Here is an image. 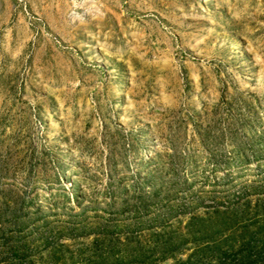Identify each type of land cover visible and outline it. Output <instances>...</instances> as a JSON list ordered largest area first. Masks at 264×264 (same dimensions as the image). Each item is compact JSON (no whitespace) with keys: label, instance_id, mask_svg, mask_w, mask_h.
<instances>
[{"label":"rangeland","instance_id":"rangeland-1","mask_svg":"<svg viewBox=\"0 0 264 264\" xmlns=\"http://www.w3.org/2000/svg\"><path fill=\"white\" fill-rule=\"evenodd\" d=\"M234 100L264 141V0H0V264L18 217L32 264L264 254V151L198 136Z\"/></svg>","mask_w":264,"mask_h":264},{"label":"trees","instance_id":"trees-1","mask_svg":"<svg viewBox=\"0 0 264 264\" xmlns=\"http://www.w3.org/2000/svg\"><path fill=\"white\" fill-rule=\"evenodd\" d=\"M224 103V101H223ZM228 110H224L226 113L220 114L217 116V120L215 122L207 123L204 130L202 132H198L199 141L202 144V150H204L207 153L208 159H213L215 155L220 152L219 150V144L221 141H224L225 139H229L231 141H234L233 149L229 152V158H224L226 155L219 154L217 156L216 161L214 162L213 171L216 173H220L221 171H227L239 167V166H250V163L252 161L257 160L261 153L264 151V141H256L249 142L247 140L243 142H236L238 140V135H242V133H246L247 131H252V123L254 121H259L257 119V114L255 113V110L252 108L250 104H248L246 101H237L234 100L233 106H228ZM221 121H224V126L221 125ZM255 135V132H254ZM259 145V147H255V145ZM252 158V159H250ZM150 161V160H149ZM153 178V177H152ZM147 181V180H146ZM71 196H69L70 198ZM144 197V196H143ZM68 198V200H69ZM73 199V198H72ZM77 198H75L76 200ZM79 203V202H78ZM124 203V202H123ZM126 205V202L125 204ZM149 207L147 204H144L141 202H135L131 206V213L138 217L140 214H148L149 213ZM46 222H43L45 224ZM15 227L11 233H9L6 237L2 239V243H5L7 247V253L9 255V258L7 259V264H32V259L30 254L27 250L28 243L25 242L24 238L25 236L23 233H25V229L27 228V225L25 226L23 223L19 221V217L15 218ZM35 225V223H34ZM222 229V228H219ZM224 229V228H223ZM219 232H223L224 230ZM23 238V244H16L15 246L8 244L9 241H16L17 239ZM155 237V236H154ZM127 241L131 240V237L126 238ZM263 240V238H262ZM47 242V240H45ZM45 242V243H46ZM227 241L224 240L223 243H226ZM170 245L173 247V244H164L163 247L167 249V247H170ZM63 246V245H61ZM250 244L247 243V246H240L239 252L243 255L240 258L239 264H257L260 261L264 259V254H261L260 252L256 253V255L252 256L250 253ZM113 253V249H111ZM245 251V252H244ZM199 255L196 260L199 262H203L204 260H207V255L205 254V249L201 248V251H196L194 255ZM126 255V254H125ZM225 252H217V262L218 263H225L224 258ZM127 258H115L112 260L111 264H147L145 258V254H137V255H127L125 256ZM171 257V256H170ZM169 258L165 257L162 259V261H166ZM191 256L188 257L185 261L177 262L174 261L172 264H191ZM103 263V262H102Z\"/></svg>","mask_w":264,"mask_h":264}]
</instances>
